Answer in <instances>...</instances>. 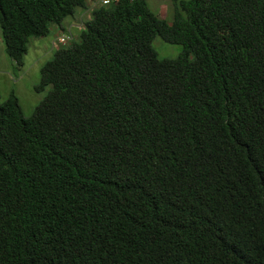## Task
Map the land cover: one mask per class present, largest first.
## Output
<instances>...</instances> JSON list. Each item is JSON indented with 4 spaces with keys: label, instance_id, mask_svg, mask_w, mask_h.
Instances as JSON below:
<instances>
[{
    "label": "trees",
    "instance_id": "obj_1",
    "mask_svg": "<svg viewBox=\"0 0 264 264\" xmlns=\"http://www.w3.org/2000/svg\"><path fill=\"white\" fill-rule=\"evenodd\" d=\"M81 10V11H80ZM90 18L74 38L67 25ZM0 0V264H264V0ZM180 45L161 59L154 41Z\"/></svg>",
    "mask_w": 264,
    "mask_h": 264
},
{
    "label": "rangeland",
    "instance_id": "obj_2",
    "mask_svg": "<svg viewBox=\"0 0 264 264\" xmlns=\"http://www.w3.org/2000/svg\"><path fill=\"white\" fill-rule=\"evenodd\" d=\"M173 0H148L150 9L161 17L170 20L172 18ZM81 11V10H80ZM74 17L73 25H67V32H71L74 38L79 35L82 25L89 20L90 12H80ZM56 33L53 31L45 38H33L30 40L28 53L24 56V65L18 68L13 60L8 57L0 31V94L2 100L14 92L22 105L26 117H30L38 104L45 98L50 88L38 92L36 88L41 82V70L45 63L52 59L58 48ZM161 59H174L178 57L183 47L173 45L157 38L153 44ZM13 77L14 80H10Z\"/></svg>",
    "mask_w": 264,
    "mask_h": 264
},
{
    "label": "built area",
    "instance_id": "obj_3",
    "mask_svg": "<svg viewBox=\"0 0 264 264\" xmlns=\"http://www.w3.org/2000/svg\"><path fill=\"white\" fill-rule=\"evenodd\" d=\"M114 1H116V0H101V3L103 4V5H105V6H108V5H110L112 2H114ZM58 43L60 44V45H65L66 44V42L68 41V38L66 37V36H61V37H59L58 39Z\"/></svg>",
    "mask_w": 264,
    "mask_h": 264
},
{
    "label": "crops",
    "instance_id": "obj_4",
    "mask_svg": "<svg viewBox=\"0 0 264 264\" xmlns=\"http://www.w3.org/2000/svg\"><path fill=\"white\" fill-rule=\"evenodd\" d=\"M71 26L73 25V23L70 24ZM10 80H14L13 77L10 78Z\"/></svg>",
    "mask_w": 264,
    "mask_h": 264
}]
</instances>
